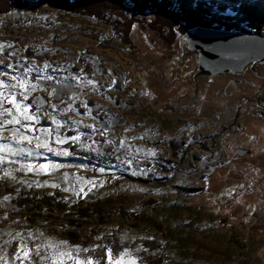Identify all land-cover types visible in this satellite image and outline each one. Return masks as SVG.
I'll list each match as a JSON object with an SVG mask.
<instances>
[{"label": "rangeland", "instance_id": "obj_1", "mask_svg": "<svg viewBox=\"0 0 264 264\" xmlns=\"http://www.w3.org/2000/svg\"><path fill=\"white\" fill-rule=\"evenodd\" d=\"M93 3L105 8L85 15L38 0L15 4L0 14V42L14 45L13 51L27 62L47 60L83 69L101 86L99 93L81 92L95 121L119 118L109 135L137 136L131 143L153 149L155 155H137L134 164L144 175L122 169L115 179L111 174L77 173L98 184L104 181L92 192L85 189L82 199L59 189H29L0 179V197H12L0 200V217H9L0 219V254L13 248L4 244L10 240L7 233L27 227L43 232L46 239L82 247L96 236H107L117 242L115 254L128 248L140 264H264V157H257L255 148L243 158L234 154L235 148H251L244 133H257L256 123L264 121V95L254 99L260 81L250 72L252 67L264 74V65H247L236 77L201 75L196 53L182 38L188 29L180 34L181 22L175 29L166 25L168 16L175 15L167 16L161 8L136 12L129 0ZM112 81L116 83L109 89ZM39 83L42 99L59 105L47 96L52 88ZM61 91L60 100L72 95L68 88ZM48 124L41 121V126ZM170 139L178 143L175 151ZM15 175L18 181L63 180ZM50 191L49 203L40 202ZM66 195L68 204L61 202Z\"/></svg>", "mask_w": 264, "mask_h": 264}, {"label": "snow or ice", "instance_id": "obj_2", "mask_svg": "<svg viewBox=\"0 0 264 264\" xmlns=\"http://www.w3.org/2000/svg\"><path fill=\"white\" fill-rule=\"evenodd\" d=\"M169 6L176 11L195 9L199 7V0H169ZM241 7L240 0H234L233 4L223 8L213 7L210 14L235 18L239 16ZM5 47L8 51H4ZM13 49L14 45L0 42V56L3 57L0 60V179L25 185L29 189H59L82 199L85 189L92 192L104 181L99 180L98 184L97 180L77 173L92 172L93 175L100 176L111 174L114 179L117 169L130 170L132 176L145 174L134 161L138 154L154 156V150L133 145L131 141L139 139L137 136H110L108 130L95 121V114L82 99L81 92L99 93L101 86L96 80L83 69H72L71 65H53L47 60L43 63L36 60L27 62L26 58L19 57ZM96 71L93 69V76ZM41 81L45 82L43 88H52L47 91V96L59 101V105L66 106L60 107L42 99ZM114 83L116 81H112L107 87L111 89ZM67 88L73 90L72 95L60 100L61 90ZM78 108H84V111L80 113ZM69 112L76 114L78 118L68 116ZM45 119L50 123L48 126H41V121ZM123 131L127 133L129 128L126 126ZM75 157L81 158L82 162H58ZM112 158L115 163L111 162ZM72 169L76 171L72 172ZM15 173L57 179L62 176L63 180L51 183L49 180L18 181ZM16 191L19 192L18 189ZM47 195L52 197L53 192L50 191ZM11 199V195L0 197L2 201ZM61 202L68 204L69 196L61 197ZM0 219L8 220L9 217ZM7 235L10 240H5L4 244L12 243L13 248L5 249L7 254H0V264H140L139 258L128 248L115 254L102 242L104 236H96L97 243L82 247L77 244L69 245L62 239H46L43 232H34L27 227ZM38 237L41 241L39 243ZM147 239L151 240L152 237Z\"/></svg>", "mask_w": 264, "mask_h": 264}, {"label": "trees", "instance_id": "obj_3", "mask_svg": "<svg viewBox=\"0 0 264 264\" xmlns=\"http://www.w3.org/2000/svg\"><path fill=\"white\" fill-rule=\"evenodd\" d=\"M47 4L60 7L69 11H75L79 14L96 15V11L99 13L105 6L100 3H93L94 0H38ZM26 0H0V14L10 10L15 4L25 3ZM132 10L136 12L150 13L156 8H161L163 12L175 17L168 16L167 26L168 28H176V24L181 22L183 26L179 28L180 34H183L187 29L194 26L211 27L225 30H238L248 31L255 34H260L264 31V0H240L242 7L240 8L239 16L235 18H225L221 15H211V9L213 7L223 8L226 5L234 3V0H199V7L195 9H184L182 11L173 10L169 6V0H129ZM101 5V6H100ZM107 9V8H106ZM97 11V12H98ZM171 17V18H170ZM177 20V21H176ZM124 43L128 46H132L129 39L125 38ZM194 52V51H193ZM174 55L166 58H172ZM167 62V61H166ZM169 147L175 151L178 147V143L174 139L168 141ZM50 198L42 196L40 202L49 203ZM111 238L105 236L103 243L106 244L109 249L114 251L116 241L110 240ZM93 243H97L94 241ZM91 243V244H93ZM88 245V247L91 246Z\"/></svg>", "mask_w": 264, "mask_h": 264}, {"label": "water", "instance_id": "obj_4", "mask_svg": "<svg viewBox=\"0 0 264 264\" xmlns=\"http://www.w3.org/2000/svg\"><path fill=\"white\" fill-rule=\"evenodd\" d=\"M188 49L197 55V73L216 76L229 73L241 74L247 65H264V35L211 27L194 26L182 37ZM70 83V82H69ZM68 91H73L68 88ZM119 121L117 117H102L97 120L101 127L110 131ZM248 150L237 148L240 157Z\"/></svg>", "mask_w": 264, "mask_h": 264}, {"label": "flooded vegetation", "instance_id": "obj_5", "mask_svg": "<svg viewBox=\"0 0 264 264\" xmlns=\"http://www.w3.org/2000/svg\"><path fill=\"white\" fill-rule=\"evenodd\" d=\"M250 72H251L252 77H253L254 80H259L260 81V83L257 84V86L254 89V93H253L254 99H256V100L257 99H263L262 96L264 95V92H263V90H264V74L255 73L253 71L252 67L250 68ZM234 77H236V76H234ZM241 103L242 102L239 101V105ZM263 123H264L263 120H260V121H258V123H256V127L259 128V131H257V133H253V134L252 133L251 134L244 133L243 137L245 138V141L250 144L251 148L239 147V148L248 150V152L244 153L240 157L237 156L238 158H243V157L249 156L251 154H254L253 153V149L254 148L256 149L255 154H256L257 157H259V158L264 157V125H263ZM235 149H237V148H235ZM228 161H229V159H228Z\"/></svg>", "mask_w": 264, "mask_h": 264}, {"label": "crops", "instance_id": "obj_6", "mask_svg": "<svg viewBox=\"0 0 264 264\" xmlns=\"http://www.w3.org/2000/svg\"><path fill=\"white\" fill-rule=\"evenodd\" d=\"M68 92H70L71 94H72V92L71 91H68ZM142 97H143V99H145V97L142 95ZM48 121V120H47ZM48 123H50V121H48ZM108 132H112V131H108Z\"/></svg>", "mask_w": 264, "mask_h": 264}]
</instances>
